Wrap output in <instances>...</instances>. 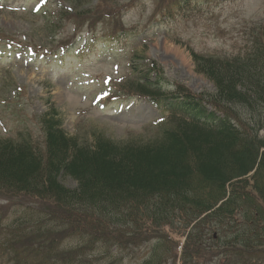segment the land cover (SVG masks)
I'll list each match as a JSON object with an SVG mask.
<instances>
[{
	"label": "trees",
	"instance_id": "16d2710c",
	"mask_svg": "<svg viewBox=\"0 0 264 264\" xmlns=\"http://www.w3.org/2000/svg\"><path fill=\"white\" fill-rule=\"evenodd\" d=\"M263 43L254 39L243 54L191 52L212 92L176 85L167 93L154 64L155 81L129 80L127 90L169 112L152 137L114 142L93 130L80 143L52 110L41 115L43 144L0 139V195L38 205L22 216L28 226L12 224L0 256L12 264H93L96 250L129 249L150 235L140 264H176L178 248L180 264H264ZM62 176L76 186H64ZM165 227L183 229L184 242ZM70 239L78 242L65 248Z\"/></svg>",
	"mask_w": 264,
	"mask_h": 264
},
{
	"label": "rangeland",
	"instance_id": "374dc122",
	"mask_svg": "<svg viewBox=\"0 0 264 264\" xmlns=\"http://www.w3.org/2000/svg\"><path fill=\"white\" fill-rule=\"evenodd\" d=\"M35 1H29L25 9L16 11L0 6V47H3L2 42L9 40L31 46L34 51L49 52L80 31L75 41L92 40L96 42V52H104L100 67L91 72L99 78L108 73L111 77L106 82L109 94L100 98L96 96L103 88L101 82L92 86L70 82L62 91L60 86L54 85L58 82L57 77H53V84H49L46 81L49 72H39L33 66L34 62L24 63L26 58L23 55L19 59L12 55L8 58L10 64L2 65L0 60V138L15 140L19 132L26 130L39 140L38 116L50 109L58 112L61 128L80 143H87L93 130L105 133L114 142H123L139 134L149 136L160 116L144 100L135 99L120 112H112L111 105L104 110L98 106L112 100L128 101L129 92L121 89L123 82L142 76L148 60L155 61L163 70L161 81L164 88L180 84L195 94L212 92L213 84L196 71L190 50L204 55L244 53L251 45L255 31L259 38L264 35V0H195L199 9L192 15L186 17L179 13L174 16L171 13L168 23L162 22L172 0H50L43 12L32 13ZM112 3L118 6L114 8ZM102 4L109 5L107 9L111 11L97 10ZM59 5L70 13L65 21H62ZM89 10L91 13L86 14ZM77 13L84 17L78 18ZM78 19L87 25L81 26V21H75ZM120 32L122 36L118 35ZM74 57L72 49L64 55V68L69 67V61H72V73L75 75L88 70L87 65L77 67ZM51 59L54 58L46 61ZM113 64L115 67L111 70ZM60 180L66 187L76 186V182L67 176ZM3 198L0 195L1 243L12 238L10 229L13 223L22 221L28 224L21 216L34 201L24 196ZM164 231L172 240L184 242L183 229L169 231L165 227ZM149 236L143 237L137 245H129V249H112L110 253L100 255L96 250L93 264H140L153 246V239ZM77 242L70 239L63 245L67 248ZM178 252L179 248L176 264L181 263ZM217 260L212 258L203 264H217ZM0 264L12 263L0 256Z\"/></svg>",
	"mask_w": 264,
	"mask_h": 264
}]
</instances>
